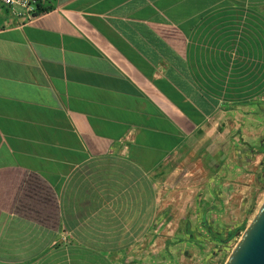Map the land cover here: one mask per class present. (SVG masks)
<instances>
[{"label": "crops", "instance_id": "crops-1", "mask_svg": "<svg viewBox=\"0 0 264 264\" xmlns=\"http://www.w3.org/2000/svg\"><path fill=\"white\" fill-rule=\"evenodd\" d=\"M262 115L264 0L0 9V264H154L206 184L218 207V160H172Z\"/></svg>", "mask_w": 264, "mask_h": 264}, {"label": "rangeland", "instance_id": "rangeland-1", "mask_svg": "<svg viewBox=\"0 0 264 264\" xmlns=\"http://www.w3.org/2000/svg\"><path fill=\"white\" fill-rule=\"evenodd\" d=\"M224 130L225 126L218 132H204L201 138L209 139L206 147L204 144L187 145L172 160L170 169L182 167V174L196 170V165H210L218 160L214 191L218 207L215 213L207 211L210 207L207 185L210 188V184H206L197 197L199 210L188 213L172 241L167 242L163 255L156 250L154 264H225L264 204V115L251 118L250 130L245 134L251 145L241 138V131ZM238 138L240 146H227L230 145L228 141L231 143ZM194 173L199 175L200 170ZM202 173L206 179L207 174ZM197 175L195 177H199ZM242 185L249 187L247 193L239 192ZM244 225L246 229L232 237V232ZM155 247L158 249L159 245ZM160 247L162 249V245Z\"/></svg>", "mask_w": 264, "mask_h": 264}, {"label": "water", "instance_id": "water-1", "mask_svg": "<svg viewBox=\"0 0 264 264\" xmlns=\"http://www.w3.org/2000/svg\"><path fill=\"white\" fill-rule=\"evenodd\" d=\"M225 264H264V204Z\"/></svg>", "mask_w": 264, "mask_h": 264}, {"label": "built area", "instance_id": "built-area-1", "mask_svg": "<svg viewBox=\"0 0 264 264\" xmlns=\"http://www.w3.org/2000/svg\"><path fill=\"white\" fill-rule=\"evenodd\" d=\"M56 0H0V9L13 21L28 23L52 10Z\"/></svg>", "mask_w": 264, "mask_h": 264}, {"label": "trees", "instance_id": "trees-1", "mask_svg": "<svg viewBox=\"0 0 264 264\" xmlns=\"http://www.w3.org/2000/svg\"><path fill=\"white\" fill-rule=\"evenodd\" d=\"M263 152H264V150H263ZM245 229H246V226L244 225V226L240 227L239 229H237L236 231H233L232 234H231L232 237L235 236L236 232H238V231H240V230H243V231H244Z\"/></svg>", "mask_w": 264, "mask_h": 264}, {"label": "bare ground", "instance_id": "bare-ground-1", "mask_svg": "<svg viewBox=\"0 0 264 264\" xmlns=\"http://www.w3.org/2000/svg\"><path fill=\"white\" fill-rule=\"evenodd\" d=\"M251 223H252V222H251ZM251 223H250V224H251ZM250 224H249V225H250ZM248 227H249V226H248ZM248 227H247V229H248ZM247 229H246V230H247ZM245 232H246V231H245ZM244 234H245V233H244Z\"/></svg>", "mask_w": 264, "mask_h": 264}]
</instances>
